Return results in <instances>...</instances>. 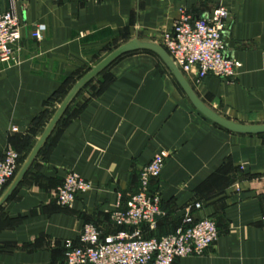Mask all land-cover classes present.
Masks as SVG:
<instances>
[{"label":"crops","instance_id":"obj_1","mask_svg":"<svg viewBox=\"0 0 264 264\" xmlns=\"http://www.w3.org/2000/svg\"><path fill=\"white\" fill-rule=\"evenodd\" d=\"M217 7L229 13L223 39L236 76L182 75L219 116L264 125V0H0L21 36L14 61L0 63V157L17 152L19 170L71 88L115 49L134 39L159 44L181 16L207 18ZM39 24L38 41L31 33ZM158 152L168 157L150 190L163 215L154 233L142 227L143 237L174 233L186 207L199 203L193 217L213 219L218 238L203 256L173 264H264V136L204 118L149 51L119 57L73 98L0 207V264H63L64 242L76 244L87 223L102 238L114 235L118 197L124 209ZM70 171L91 188L64 209L55 193Z\"/></svg>","mask_w":264,"mask_h":264},{"label":"built area","instance_id":"obj_2","mask_svg":"<svg viewBox=\"0 0 264 264\" xmlns=\"http://www.w3.org/2000/svg\"><path fill=\"white\" fill-rule=\"evenodd\" d=\"M228 17L224 7L215 8L207 18L193 19L183 15L172 32L162 34L160 46L183 75L189 76L195 71L197 81L207 76L233 78L238 64L226 56L223 39ZM44 32L45 26L39 24L31 37L42 40ZM20 39L18 18L12 11L0 12V63L14 61V46ZM167 157L166 152H158L141 169L138 189L126 201L124 209L118 197L109 215L117 232L102 238L93 224H84L76 244L69 240L64 242L63 264H173L176 259L203 256L209 250L219 232L213 219L193 217L192 210L200 209L199 203L186 207L181 227L174 233L159 238L142 235V227L154 232L158 218L163 215L160 196L150 190V184L159 178ZM19 159L15 151H6L0 157V194L15 177ZM90 188L91 185L77 173L67 172L56 190V204L70 209L76 196ZM260 223L264 230V213Z\"/></svg>","mask_w":264,"mask_h":264},{"label":"water","instance_id":"obj_3","mask_svg":"<svg viewBox=\"0 0 264 264\" xmlns=\"http://www.w3.org/2000/svg\"><path fill=\"white\" fill-rule=\"evenodd\" d=\"M136 51H149L156 54L166 65L186 97L188 98L191 105L207 120L212 122L213 124L223 128L224 130L240 135L247 136H261L264 135V125H243L227 120L212 110H210L206 105H204L200 99L197 97L195 92L192 90L182 73L179 69L174 65L171 58L168 56L167 52L158 44L150 43V42H141L138 39H134L117 49H115L112 53H110L104 60H102L99 64L93 67L87 74H85L68 92L66 97L63 99L46 128L42 132L39 137L37 143L31 150L30 154L18 170L17 174L13 178L11 184L8 186L4 194L0 198V207L10 198L15 189L18 187L27 171L31 167L32 163L36 159L38 153L41 148L49 138L50 134L54 130L55 126L59 122L60 118L63 116L64 112L68 108L69 104L76 96V94L80 91V89L87 83L89 80L97 76L100 72H102L105 68H107L113 61L118 59L119 57L136 52Z\"/></svg>","mask_w":264,"mask_h":264},{"label":"trees","instance_id":"obj_4","mask_svg":"<svg viewBox=\"0 0 264 264\" xmlns=\"http://www.w3.org/2000/svg\"><path fill=\"white\" fill-rule=\"evenodd\" d=\"M264 135H261L260 137H263ZM19 161H20V159H19ZM12 180H10L9 182H8V184L11 182ZM8 184L5 186V188L8 186ZM4 188V189H5ZM155 232V231H154ZM154 232H151V233H154ZM151 237V236H150ZM150 237H145V238H150ZM159 237H161V236H157V238H159ZM63 253H64V249H63Z\"/></svg>","mask_w":264,"mask_h":264},{"label":"rangeland","instance_id":"obj_5","mask_svg":"<svg viewBox=\"0 0 264 264\" xmlns=\"http://www.w3.org/2000/svg\"><path fill=\"white\" fill-rule=\"evenodd\" d=\"M158 44V43H157ZM160 46V43L158 44ZM23 163V162H22Z\"/></svg>","mask_w":264,"mask_h":264}]
</instances>
